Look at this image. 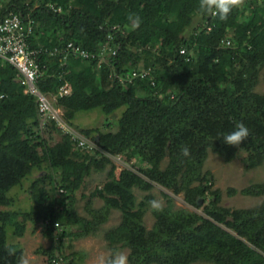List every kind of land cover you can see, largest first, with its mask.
I'll list each match as a JSON object with an SVG mask.
<instances>
[{
  "label": "trees",
  "instance_id": "1",
  "mask_svg": "<svg viewBox=\"0 0 264 264\" xmlns=\"http://www.w3.org/2000/svg\"><path fill=\"white\" fill-rule=\"evenodd\" d=\"M10 12L34 20V47L53 49L73 41L94 53L113 32L119 49L107 59L109 66L70 59L62 67L59 58L43 55L47 69L38 86L49 94L69 85L71 94L57 105L71 126L79 112L98 109L111 116L124 107L116 130L108 123L104 130L79 132L132 169L123 168L116 178L104 154L81 156L67 137L50 142L39 136L33 98L23 94L12 67L0 68V264H21L23 258L22 248L9 243L7 227L21 237L25 222L35 228L49 220L43 226L49 247L43 252L52 264L56 254L63 255L64 239L95 234L111 210L121 219L105 233L108 264L121 249L129 250V264H264V200L246 209L221 207V191L212 189V176L203 171L209 152L225 162L242 154L246 170L264 168V92L255 90L264 69V0H249L247 15L233 6L226 19L202 10L200 0H9L0 17ZM146 68L151 76L130 85L108 78L110 70L123 74ZM238 122L250 131L240 150L223 142ZM182 147L189 148V156L182 155ZM138 162L145 166L136 168ZM44 165L47 171L30 187V211L5 209L7 193ZM108 165L107 179L92 192L104 206L90 210V218L78 215L75 192L91 171ZM153 184L163 188L167 205L151 209L154 223L147 229V204L137 203L133 190L149 192ZM56 189L64 194L54 196ZM240 193L263 196L264 184ZM172 196H181L192 210L176 208Z\"/></svg>",
  "mask_w": 264,
  "mask_h": 264
},
{
  "label": "rangeland",
  "instance_id": "2",
  "mask_svg": "<svg viewBox=\"0 0 264 264\" xmlns=\"http://www.w3.org/2000/svg\"><path fill=\"white\" fill-rule=\"evenodd\" d=\"M8 1L9 0H4V2ZM248 1L249 0H242V3L238 5L243 14L247 11ZM244 15L247 14L245 13ZM190 32L191 28H188L185 30L184 34L187 35ZM255 90L258 93L264 92V69L260 73L259 81ZM123 111L124 107L119 108L111 116L103 115L98 109L88 112H79L75 115L72 121V127L76 131L92 128L104 130L105 126L110 123L111 127L109 130H116L118 119ZM38 135L42 138L48 139L50 142H57L62 139V135L54 128H46L42 133L38 132ZM80 155L88 156L90 154L81 152ZM117 157L121 158L122 161L108 156L114 165V176L116 178H118L120 171L123 168L132 169L131 164L126 162L123 157ZM241 157L242 154H239L232 161L225 162L217 154L209 152L203 164V171L209 172L212 176V189H219L221 191L219 201V206L221 207L228 209H246L254 207L264 200V195L248 196L240 193L242 189L248 186L264 184V168L257 167L251 170H246L241 161ZM140 165L141 167L145 166L138 162L136 163V168H139ZM46 168L48 167L44 165L39 169H33L29 176L24 178L20 184L13 187L7 193L10 203L5 209L17 211L18 213L30 211L34 205L30 193V187L33 182L41 178L44 171H47ZM109 168L110 166L108 165L102 172L91 171L89 175L85 177L82 187L75 192L74 207L78 215L90 218V210H97L104 206V202L101 199L95 198L92 195V192L95 188L102 186L105 182ZM54 178H57V176H54ZM48 182L49 181L46 180L44 184L48 185ZM58 190L59 189H56L53 195L60 197ZM230 190H234L235 193L230 194ZM133 192L137 203L145 202L147 204V209L143 216V224L147 229H150L154 223V218L151 213L153 207L150 202L157 201L161 207H165L167 205V199L163 197L162 194L165 191L159 185L153 184V188L149 192H144L137 188H135ZM148 195L151 196V198H149L150 200L145 198V196ZM172 198V203L176 208H187L192 210L183 203L181 196H172ZM206 201H208V197H206ZM197 212L201 213V209L197 210ZM120 219L121 213L118 210H111L106 222L100 226L95 234L80 239H64L63 255L68 257L67 260L63 261V255L60 256V254H56V256L62 259L63 264H69L70 260L77 264H108L110 251L108 248V242L105 239V233L116 227L120 223ZM24 226L25 233L21 237L12 235L11 228L7 227L6 229L9 243L18 244L22 248L23 258L21 264H48L46 256L48 252L43 251L49 247V240L43 233L42 225L39 223L34 228L31 222H25ZM59 231L60 228L55 232ZM57 242L58 241L55 240V245ZM72 254H74V259H71L70 257ZM128 254V249H121L118 251L111 264H129L127 259ZM193 264L214 263L199 261Z\"/></svg>",
  "mask_w": 264,
  "mask_h": 264
},
{
  "label": "built area",
  "instance_id": "3",
  "mask_svg": "<svg viewBox=\"0 0 264 264\" xmlns=\"http://www.w3.org/2000/svg\"><path fill=\"white\" fill-rule=\"evenodd\" d=\"M4 3L7 2L0 0V13ZM34 24L35 22L31 17H23L19 13L10 12L0 17V68L12 67L15 70L17 84L21 87L23 94L33 98L37 113L38 132L42 133L46 128H54L63 138L67 137L69 139L74 149L89 154L98 151L107 157L110 156L102 151L93 140L76 131L64 119L63 111L57 105V101L71 94L69 85L65 83L55 93L48 94L40 91L38 82L47 69V66L41 64L40 61L43 55L48 58H59L62 67L66 66L70 59H80L87 62L96 59L98 68L104 65L109 66L107 59L115 56L119 49V44L115 42L113 32L107 35L105 42L94 53L87 51L80 44L73 41L66 42L62 47L48 49L41 45L35 47L31 45L34 38ZM116 29L115 26L111 28L112 31ZM223 45L228 48L231 46V42L226 40ZM180 54H185V50H180ZM110 71L108 78L111 82H116L122 86L133 84L137 80H146L152 73L151 68L131 69L123 74L114 73L113 70ZM151 84L153 85V82ZM2 98L3 95H0V99ZM110 158L122 161L117 156H110ZM58 193L64 194V190L59 189ZM48 224L49 220H46L43 226ZM54 228L59 230L60 227L55 223ZM51 263L63 264L62 259L58 256L52 258Z\"/></svg>",
  "mask_w": 264,
  "mask_h": 264
},
{
  "label": "clouds",
  "instance_id": "4",
  "mask_svg": "<svg viewBox=\"0 0 264 264\" xmlns=\"http://www.w3.org/2000/svg\"><path fill=\"white\" fill-rule=\"evenodd\" d=\"M241 3L242 0H200V7L202 10L212 12L213 14H219L221 19H226L231 8ZM249 135L250 131L248 127L243 122H238L235 125V129L223 137V142L229 146L237 147L240 150L239 146L244 143ZM181 153L184 156H189L190 150L188 147H182ZM150 203L153 208H161V205L157 201H152Z\"/></svg>",
  "mask_w": 264,
  "mask_h": 264
}]
</instances>
